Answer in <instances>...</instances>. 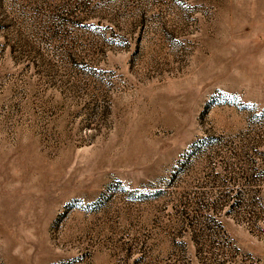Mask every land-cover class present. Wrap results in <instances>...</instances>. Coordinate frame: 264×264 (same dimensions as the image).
<instances>
[{
    "label": "rangeland",
    "instance_id": "rangeland-1",
    "mask_svg": "<svg viewBox=\"0 0 264 264\" xmlns=\"http://www.w3.org/2000/svg\"><path fill=\"white\" fill-rule=\"evenodd\" d=\"M0 264H264V0H0Z\"/></svg>",
    "mask_w": 264,
    "mask_h": 264
}]
</instances>
